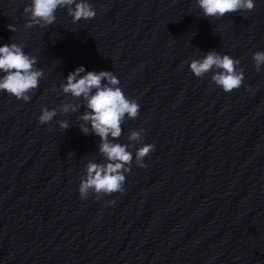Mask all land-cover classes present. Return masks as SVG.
Listing matches in <instances>:
<instances>
[{
  "label": "clouds",
  "instance_id": "obj_1",
  "mask_svg": "<svg viewBox=\"0 0 264 264\" xmlns=\"http://www.w3.org/2000/svg\"><path fill=\"white\" fill-rule=\"evenodd\" d=\"M196 5L204 18L220 19L226 15L238 12H251L255 8L254 0H195ZM66 8L72 22L87 21L95 18L96 10L88 0H31L23 9L28 17L25 27L39 26L46 28L56 21L58 9ZM13 32L17 31L14 25H9ZM24 45L11 42L0 46V91L15 97L18 101L30 102L31 94L39 87L40 80L45 72L37 68V57L25 53ZM254 67L260 72L264 66V51L253 53ZM238 59L228 54H220L212 49L200 59H192L189 68L197 78L213 72L211 81L225 93L239 89L244 77V69L237 68ZM120 80L112 71H86L84 66L77 67L68 73L65 82L60 85L65 95L74 100L82 99L85 111L77 117L81 123L80 130L84 134L94 133L100 138L98 145L103 163L89 161L86 164V175L80 178L78 188L80 198L87 199L94 194L96 200L113 193L123 194L125 191V173L131 171L133 153L129 150L132 142L142 140L144 129L130 130L127 137L128 144L117 141L122 135V124L125 119H136L140 113V105L134 98L125 95ZM251 91V89H249ZM81 105L73 102H62L58 108L41 109L38 122L41 125L50 123L58 114L75 113ZM63 130L69 128L65 120L58 122ZM90 125V127H89ZM111 138V139H110ZM155 150L151 143L140 146L135 151V162L138 167L146 168L144 159ZM109 203L114 204L115 200Z\"/></svg>",
  "mask_w": 264,
  "mask_h": 264
}]
</instances>
